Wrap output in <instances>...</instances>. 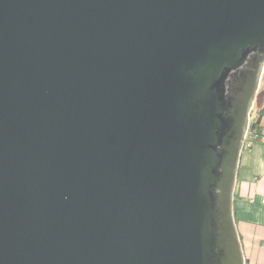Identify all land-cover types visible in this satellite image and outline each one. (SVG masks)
I'll use <instances>...</instances> for the list:
<instances>
[{
  "label": "water",
  "instance_id": "water-1",
  "mask_svg": "<svg viewBox=\"0 0 264 264\" xmlns=\"http://www.w3.org/2000/svg\"><path fill=\"white\" fill-rule=\"evenodd\" d=\"M263 74L264 0H0V264H247Z\"/></svg>",
  "mask_w": 264,
  "mask_h": 264
},
{
  "label": "crops",
  "instance_id": "crops-1",
  "mask_svg": "<svg viewBox=\"0 0 264 264\" xmlns=\"http://www.w3.org/2000/svg\"><path fill=\"white\" fill-rule=\"evenodd\" d=\"M233 206L246 263L264 264V143L262 142L242 149Z\"/></svg>",
  "mask_w": 264,
  "mask_h": 264
},
{
  "label": "trees",
  "instance_id": "trees-1",
  "mask_svg": "<svg viewBox=\"0 0 264 264\" xmlns=\"http://www.w3.org/2000/svg\"><path fill=\"white\" fill-rule=\"evenodd\" d=\"M263 120H264V105L256 110V114L254 118H251L250 120V126H249L250 137L247 139V141L251 140L253 144L258 143V142L264 143L262 141L264 138ZM247 141H246V144H247ZM246 144L244 147L248 146Z\"/></svg>",
  "mask_w": 264,
  "mask_h": 264
},
{
  "label": "rangeland",
  "instance_id": "rangeland-1",
  "mask_svg": "<svg viewBox=\"0 0 264 264\" xmlns=\"http://www.w3.org/2000/svg\"><path fill=\"white\" fill-rule=\"evenodd\" d=\"M264 105V74L260 84L259 92L256 97L255 105L253 111L251 112V118H254L256 110Z\"/></svg>",
  "mask_w": 264,
  "mask_h": 264
},
{
  "label": "built area",
  "instance_id": "built-area-1",
  "mask_svg": "<svg viewBox=\"0 0 264 264\" xmlns=\"http://www.w3.org/2000/svg\"><path fill=\"white\" fill-rule=\"evenodd\" d=\"M249 137H250V132L248 131L247 136H246V140H245V144H246V141ZM262 141L264 142V138ZM252 144H253V142L251 140H248L246 145L251 146Z\"/></svg>",
  "mask_w": 264,
  "mask_h": 264
}]
</instances>
